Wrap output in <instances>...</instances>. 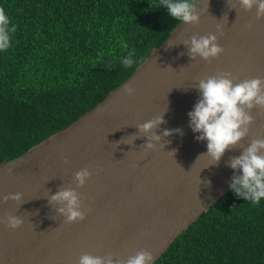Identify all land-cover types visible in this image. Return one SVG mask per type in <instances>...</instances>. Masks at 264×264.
Returning <instances> with one entry per match:
<instances>
[{
	"label": "water",
	"instance_id": "1",
	"mask_svg": "<svg viewBox=\"0 0 264 264\" xmlns=\"http://www.w3.org/2000/svg\"><path fill=\"white\" fill-rule=\"evenodd\" d=\"M198 2L197 25L181 22L98 105L21 157L0 162V218L11 213L24 221L15 231L0 224V264H78L83 253L126 260L140 250L152 253L154 264L231 191L234 170L226 164L241 150L228 151L218 166L211 165L209 157L200 156L207 142L195 139L199 134L189 127L187 113L200 98L199 79L222 72L237 82L264 78V18H255V8L241 9L238 0ZM209 34L217 35L225 51L211 62L190 60L183 41ZM125 85L135 89L132 96L124 93ZM167 105V123L157 135L165 129H182L183 135L173 134L146 151V137L130 135ZM251 115L254 123L240 142L243 147L264 138V112L253 109ZM84 167L92 175L77 188L73 175ZM60 187L81 194L82 211L91 208L84 221L65 223L57 206L49 205V196ZM17 192L23 204L3 202Z\"/></svg>",
	"mask_w": 264,
	"mask_h": 264
},
{
	"label": "trees",
	"instance_id": "2",
	"mask_svg": "<svg viewBox=\"0 0 264 264\" xmlns=\"http://www.w3.org/2000/svg\"><path fill=\"white\" fill-rule=\"evenodd\" d=\"M158 0H0V162L66 128L131 77L181 22ZM135 55L132 67L121 59ZM154 264H264V199L226 194Z\"/></svg>",
	"mask_w": 264,
	"mask_h": 264
},
{
	"label": "clouds",
	"instance_id": "3",
	"mask_svg": "<svg viewBox=\"0 0 264 264\" xmlns=\"http://www.w3.org/2000/svg\"><path fill=\"white\" fill-rule=\"evenodd\" d=\"M198 0H158L150 7H163L168 16L185 24L197 25L200 21L202 9L197 7ZM241 9L251 12L255 8V18H264V0H238ZM235 9V7L233 8ZM247 27H251L248 25ZM16 26L11 24L9 16L3 8H0V52H4L11 46V35L15 33ZM217 32L223 35V27L217 25ZM188 49L187 55L194 61L197 57L211 62L218 59L225 51L218 44L215 34L204 36L192 35L183 41ZM134 51L129 52L127 57L121 59L125 67H132L135 63ZM196 89L200 98L192 111L188 112L189 127L193 133H198L195 139L207 142V151L200 156H207L212 160L211 165H219L222 157L228 151L241 150L239 156H232L226 166L234 170L229 187L237 197L258 205L264 199V138L252 139L248 146H241L240 142L245 139L254 123L251 115L253 109L264 112V78H249L237 82L230 72H222L199 79ZM124 93L132 96L135 89L131 85H125ZM157 115L150 120L138 124L135 127L137 133L130 136L138 138L146 137L143 147L146 151L155 150L157 145L173 134L183 135L182 129H165L162 135H157V129L164 120V114ZM134 140V141H135ZM168 140V139H167ZM167 143H170L168 140ZM173 156L175 150L169 152ZM64 162L68 163L67 157ZM242 173V174H241ZM92 173L88 167H84L73 175L77 188L85 186ZM14 201L17 205L23 204L22 193L9 194L3 197V202ZM49 205H56V211L65 217V223L82 222L86 219L91 208L84 209L81 194L74 188L60 187L55 194L48 198ZM24 221L16 215L8 213L0 218V224H4L10 230H17L23 226ZM153 254L146 250L136 252L134 256L124 259H116L109 253L104 256H94L91 253L80 255L78 264H153Z\"/></svg>",
	"mask_w": 264,
	"mask_h": 264
}]
</instances>
